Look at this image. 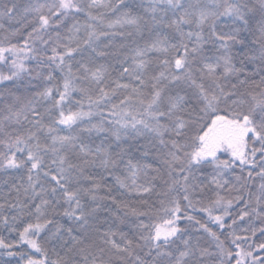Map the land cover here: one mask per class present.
Segmentation results:
<instances>
[{
	"label": "snow or ice",
	"instance_id": "obj_1",
	"mask_svg": "<svg viewBox=\"0 0 264 264\" xmlns=\"http://www.w3.org/2000/svg\"><path fill=\"white\" fill-rule=\"evenodd\" d=\"M0 229L17 264H264V0H0Z\"/></svg>",
	"mask_w": 264,
	"mask_h": 264
},
{
	"label": "trees",
	"instance_id": "obj_2",
	"mask_svg": "<svg viewBox=\"0 0 264 264\" xmlns=\"http://www.w3.org/2000/svg\"><path fill=\"white\" fill-rule=\"evenodd\" d=\"M81 19H83L81 17ZM120 38L117 37V42H119ZM107 42V41H105ZM130 143H132L134 146H137L138 144H142L143 141L142 140H139V141H130ZM133 154L134 155H139L138 152L135 151V147L133 149ZM197 217L198 218H201V219H206V217L204 216V214L202 213H196ZM187 222H182V225L183 224H186ZM215 228V226H213ZM189 231H192L194 232V229H189ZM0 237H5L7 238L8 240H12L14 237H13V234H10L8 233L7 231L3 230V229H0ZM259 237V234L257 236V238ZM3 260H11V264H17V259L16 258H7V257H0V261H3Z\"/></svg>",
	"mask_w": 264,
	"mask_h": 264
}]
</instances>
